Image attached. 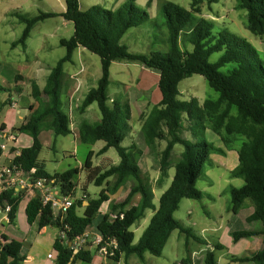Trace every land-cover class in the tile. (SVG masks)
I'll list each match as a JSON object with an SVG mask.
<instances>
[{"label":"trees","instance_id":"1","mask_svg":"<svg viewBox=\"0 0 264 264\" xmlns=\"http://www.w3.org/2000/svg\"><path fill=\"white\" fill-rule=\"evenodd\" d=\"M217 2L218 0H192L190 8H186L164 0L157 18L163 19L162 24L167 29L168 48L166 51H153L145 55L131 53L121 43L128 30L140 27L150 20V14L137 0H126L115 10L92 6L85 11L80 8L79 0H65L66 7L62 16L73 23L74 35L70 39L60 40L61 46L66 48V55L51 69L45 87L41 89L35 83L31 86L36 104L30 107L31 114L26 121L13 128L12 133L15 136L28 135L33 143L30 147L22 148L12 164L26 173L35 169L33 179H57L65 195L75 194L74 178L79 170L74 168L54 175L48 173L44 162L40 160L43 149L40 134L44 130L52 131L55 136L72 134L71 118L62 110V89L64 64L72 61L73 53L78 48L98 55L102 66V77L98 85L87 92L79 109L84 113L90 105L96 103L102 118L95 124L83 121L78 129L79 140L86 145L104 142L97 154L103 155L113 148L119 156V162L100 168L93 165L94 152L88 154L84 164L87 179L103 188L96 199H87L88 205L81 215L78 213L80 201L68 210L62 221L55 219L51 207L44 206L38 197L27 203L25 214L28 224L38 222L40 230L52 226L66 235V240L58 235L53 244L55 264H74L77 260L92 262L93 253L89 249L75 254L69 243L89 229L98 216L96 229L106 241H117L116 255L112 257L116 261L122 256L126 259L136 256L144 262L147 253L161 257L174 231L187 237L193 236L174 214L183 199H202L203 194L197 188V182L211 155L222 152L223 149L216 148L204 138L191 141L182 137L184 121L190 124L191 132L197 127L202 130L211 128L215 133L246 137L247 141L243 142L237 152L238 164L231 170V176L242 179L244 185L229 190V210L238 214L244 202L250 200L254 211L246 220L249 224L261 223L262 230L233 231L231 236L235 243L244 238L262 236V248L248 257L230 258L234 262L264 264V58H260L258 51L239 35L227 31L213 34L215 21L202 16L201 6L205 3L211 6ZM149 4L148 2L147 8ZM236 8L247 12V29L256 36L264 37V0H237ZM54 16V13H43L34 18L20 15L26 28L13 46H25L33 26ZM188 46L191 49H184ZM220 52L223 54L219 60L211 63L210 57ZM119 59L140 62L159 73L157 86L161 99L145 116L142 133L148 148L157 141L166 142L160 158V182L168 178L170 168H174L175 172L169 187L162 193L157 208L153 203L154 193L146 185L139 165L143 150L135 142L129 147L122 145L125 111L130 118V108L119 100L111 99L108 94L110 67ZM229 64L234 67L228 72L222 71ZM194 74L205 77L209 86L219 94L216 100L207 99L200 104L195 98L189 101L180 99L181 81ZM0 92H8V89L0 85ZM1 110L2 106L0 112ZM178 144L184 150L172 167V153ZM127 183L131 185L126 197L120 202L110 201V196L115 195ZM136 196H139V201L132 205ZM24 197L23 192L15 190L0 194V210L11 207L7 214L9 224H16L18 209ZM109 201L108 213L101 215L102 205ZM149 209L154 214L135 243V233L131 228L145 217ZM111 214H117L118 217L111 219ZM21 245L13 243L4 247L0 243V264H22L27 255ZM222 249L221 245H215V250ZM204 263L217 264L214 251L206 252Z\"/></svg>","mask_w":264,"mask_h":264},{"label":"rangeland","instance_id":"2","mask_svg":"<svg viewBox=\"0 0 264 264\" xmlns=\"http://www.w3.org/2000/svg\"><path fill=\"white\" fill-rule=\"evenodd\" d=\"M126 0H79L80 8L88 10L92 6H100L108 10H115ZM164 0H137V3L150 14V20L140 27L128 30L123 36L121 43L128 47L129 52L135 54L149 55L153 51H166L167 45V29L162 24L163 19L157 18L160 5ZM177 3L183 7L190 8L192 0H168ZM150 3L147 8V3ZM237 0H218L217 3L209 6L203 4L201 6L202 16L215 21L213 34L227 31L243 37L247 40L259 53L260 58H264V37L252 34L247 29V12L236 8ZM65 0H0V85L3 83V76L10 77L11 73L16 72L12 69L23 73L25 67L31 65H41L46 72H51L59 60L66 55V48L61 46V39H70L74 35V25L70 21H66L62 16L65 11ZM43 13H54L56 16L46 18L37 22L26 40V45L19 44L14 47L13 43L18 41L26 28V23L20 19V15L27 18H34ZM184 48V47H183ZM184 49H191L190 46ZM223 52L214 53L210 57V62L215 63L222 56ZM234 67L229 64L222 68V71L228 72ZM80 71L82 74L77 81L78 91L76 98L79 99L78 108L66 105L67 83L66 78L71 73ZM25 73H23L24 75ZM20 74L15 81L20 87H13V91L20 93L31 90L28 80ZM102 77L101 59L98 55L82 48L73 53L72 61L64 64V78L62 89V110L70 114L71 121L74 124L77 120H86L95 124L101 120V113L96 103L89 112L81 119L79 111L82 99L87 92L98 85L99 79ZM84 80V81H83ZM159 73L156 70L145 67L140 62L116 60L110 67L108 94L111 99L119 100L123 105L129 106L130 118L125 111V119L123 124L124 141L122 145L129 147L132 142L143 150L144 154L140 158L139 165L145 177L146 185L152 189L154 193L153 203L159 206V200L162 193L169 187L174 175V168L168 171V178L160 182V158L161 152L166 147L165 141H157L155 145L148 148L145 144L142 133V124L145 116L151 108L155 106L161 99V93L158 89ZM10 82V80H9ZM76 87V86H75ZM74 87V88H75ZM21 89V90H20ZM180 99L189 101L193 98L197 99L200 104L205 100H216L219 94L213 90L208 81L199 74L185 78L179 85ZM3 92L1 96L5 97ZM15 98V97H14ZM33 98V97H32ZM20 101L23 102V100ZM35 102V100H34ZM111 102V101H110ZM19 103L16 100V104ZM21 103V102H20ZM36 104V102H35ZM7 111V108H5ZM4 111V112H5ZM236 113V109H234ZM1 121V119H0ZM210 122L207 120V125ZM75 129V125H74ZM190 124L184 121V129L182 137L195 141L201 138L213 143L216 148L223 149L222 152L213 153L210 160L206 163L202 176L197 182V188L202 192L201 200L183 199L180 203L178 211L174 216L186 228L191 231L193 236L187 237L179 231H174L166 244L161 257H155L146 254V261L141 262L136 256H133L128 262L129 264H193L192 260H188V254L197 251L195 264H204L205 252L199 250L207 249L206 244L195 240H206L209 247L220 244L223 249L216 250V258L218 264H237L231 262L232 255L250 254L252 250L259 248L260 237L244 238L238 243L233 241L229 232L239 230L257 229L261 223L249 224L247 222L248 215L252 212L251 201L247 200L238 214H234L229 210L231 206V195L229 190L232 187L239 188L244 185V181L240 178H233L231 170L238 164L237 152L243 142L247 141L246 137L241 135L228 136L222 132L215 133L211 128L202 130L197 127L190 131ZM51 133V132H50ZM43 149L40 153V160L44 162L45 169L48 173L54 175L63 173L69 169H78L79 173L74 178L76 190L74 196L76 202L81 203L78 212H84L88 205L87 199H96L101 192L102 187L90 183L87 179V172L84 164L88 154L93 151V165L100 168L109 167L111 164L119 162V156L115 149L111 148L107 153L98 155L99 150L104 146V142L100 141L94 145H86L70 134L67 136H55L49 134L47 130L42 131L40 136ZM184 148L178 144L175 146L172 157L171 166L179 160ZM131 183L123 186L115 195V201H122L129 190ZM114 196V195H111ZM25 199V198H24ZM139 196H136L132 205L137 204ZM86 202V203H84ZM104 205V206H103ZM100 209V213H108L105 203ZM79 213V214H80ZM154 211L149 209L146 211L145 217L132 226L131 230L135 233L136 243L141 237L143 231L150 223ZM95 219L92 227L99 220ZM18 219V215H17ZM17 226H5L8 231H15L23 234L21 224L16 220ZM51 231V230H50ZM40 235L35 241V247L32 249V256L37 261L48 260V253H53L51 244V232ZM195 236V237H194ZM5 236L0 237V243L4 247L12 245ZM23 246V244L21 245ZM246 250V251H244ZM27 252V247H24ZM93 260L90 263L77 260L74 264H117L111 258L93 251ZM190 255V259H191ZM185 261V262H184ZM125 262H122V264Z\"/></svg>","mask_w":264,"mask_h":264},{"label":"crops","instance_id":"3","mask_svg":"<svg viewBox=\"0 0 264 264\" xmlns=\"http://www.w3.org/2000/svg\"><path fill=\"white\" fill-rule=\"evenodd\" d=\"M80 49H82V48H78L77 50H80ZM12 70L16 71V72L11 73L10 77H6V76L2 77L3 83L5 84L4 87L8 89V92H3V94H5L4 95L5 97L1 96V99H0V106H2V110L0 112V119H1L0 130L4 129L5 131H10V132H12L13 128L19 127L22 123H24L26 121V119L31 114L30 107L35 105L34 99L32 98V94H31L32 90L26 89L28 92H25V93H20L21 91H18V93H17V92H14L12 90L13 87H20L15 82L17 80L18 76L20 74L23 75V73H25L23 76L26 80H28L30 82L31 86L33 83H35L41 89H43L46 85L47 77L50 74V72L49 71L46 72V70L41 65H31V66L25 67L24 69H22L24 71L23 73H20L21 71H19V70H15V69H12ZM81 74L82 73L80 71H77L76 73L69 74V76H67V78H66V83H67V87H68L67 94H66V97H67L66 98V105H69L72 108L73 107L78 108V106L80 105L78 103L79 99H77L76 96L80 92V90L78 91L77 86H79V85L77 84V81H79L78 77L81 76ZM9 80H10V82H9ZM20 98H21V100H23V102L20 101ZM16 100L19 103L16 104ZM92 107H93V104L90 105L84 113H80L82 116L81 119H83V116H85ZM5 108H7V111H5ZM70 118H71V116H70ZM77 121L78 122L75 124H74V121L72 122L71 129H72V133L74 134V136L79 140V136H78L79 126L83 121H86V120H77ZM74 125H75V129H74ZM47 131L49 134H53L52 131H50V130H47ZM40 136H41V134H40ZM79 142H80V140H79ZM32 143H33V140L30 136L25 135V134L18 135L16 144L10 145V152L0 154V169L2 167L7 166L8 164H10L12 162V160L17 156L16 152L20 153V150L22 148L30 147L32 145ZM115 196L116 195L110 196V201H115V199H116ZM137 200L139 201V199H137ZM110 201L105 203L106 209L108 208V210H109ZM246 201L244 202L242 207L246 204ZM28 202H29L28 199H24L22 201V203L19 206L18 214H17L18 215L17 220L21 224L23 231H25L23 234L16 233L15 231H13L14 229L12 231L7 230L5 223L6 222L8 223V217L6 214H2L1 210H0V237L2 236V238H3V236H5L6 238L9 239L8 240L9 242L12 241L11 244L19 243V244H23V248L27 247L28 251L26 252V255H27L26 260H24V262H22V264H50V263H48V260H46V259H43V261H37V259H35V257L32 256L31 252H32V249L35 247L36 239L40 235L48 233L50 230H51L50 231L51 232V244H52V248H53V244H54V242H55V240L59 234V231L57 228L52 227V226H49V227H46V228H43L40 230L39 226H38V222H35L33 225L28 224L27 219H26V214H25V209H26ZM116 202H120V201L117 200ZM84 203H86V202H84ZM251 204H252V202H251ZM242 207H241V209H242ZM241 209L239 210V212L241 211ZM251 211L252 212L248 216H250L253 213L254 206L251 207ZM78 213H80V212H78ZM105 213L102 212L101 215H104ZM81 214H83V213L81 212L80 215ZM9 225H11V224H9ZM12 226L16 227L17 224L12 225ZM255 230L261 231L262 230V224L259 228L255 229ZM231 232H233V231H231ZM231 232H229L230 235H231ZM258 237H260V240H259L260 246H259V248H257V250H252V252H250V254H246V255H242V256H240V255H232V256L248 257V256H251V255L257 253L262 248V236H258ZM202 243L206 244L207 249L201 248L199 250V252H205V256H206V252L208 250L214 251V253H216L215 245H220L218 243V244L213 245V248H210L209 242H207L206 240H203ZM87 249H89L91 252H93V251L97 252V250H95L94 248H87ZM244 251H246V250H244ZM197 253H198L197 251H192L188 254L187 259L190 257V255H192L190 260L193 261L192 262L193 264H195L194 261H195V257H196ZM205 256H204V258H205ZM55 257L56 256H55L54 252L48 253V255H47V258L52 261L51 264H55V260H56ZM132 257L133 256L126 259L122 256L118 261H116L112 258L110 260L115 261L117 264H122V262H125L123 264H129L128 261ZM146 259H147V257L145 255V261H146ZM230 260H231V258H230ZM92 261H94V260L92 259ZM231 262H234V261L231 260ZM234 263L246 264V263H240V262H234ZM217 264H218V262H217Z\"/></svg>","mask_w":264,"mask_h":264},{"label":"built area","instance_id":"4","mask_svg":"<svg viewBox=\"0 0 264 264\" xmlns=\"http://www.w3.org/2000/svg\"><path fill=\"white\" fill-rule=\"evenodd\" d=\"M17 136L10 131L0 130V149L2 153L10 152V145L16 144ZM17 156L20 155L16 152ZM16 156V157H17ZM13 161V160H12ZM35 169L26 173L19 166L8 164L0 169V194L7 190L23 192L25 199L38 197L44 206H50L55 219L63 220L68 210L76 203V197L73 194L65 195L60 183L54 178L33 179L32 175ZM11 210L7 206L2 214H8ZM117 214H111V219H116ZM123 215H121V218ZM62 239H67L64 232L58 234ZM74 253L87 248H94L97 252L110 258L115 257V251L118 248L116 240H105L104 236L96 229L90 226L81 236L69 243Z\"/></svg>","mask_w":264,"mask_h":264},{"label":"water","instance_id":"5","mask_svg":"<svg viewBox=\"0 0 264 264\" xmlns=\"http://www.w3.org/2000/svg\"><path fill=\"white\" fill-rule=\"evenodd\" d=\"M69 246H71V245L69 244Z\"/></svg>","mask_w":264,"mask_h":264}]
</instances>
